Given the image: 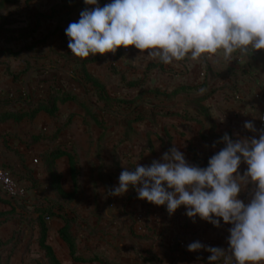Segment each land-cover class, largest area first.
<instances>
[{
  "label": "crops",
  "instance_id": "obj_1",
  "mask_svg": "<svg viewBox=\"0 0 264 264\" xmlns=\"http://www.w3.org/2000/svg\"><path fill=\"white\" fill-rule=\"evenodd\" d=\"M50 1L51 4L56 3L55 0ZM31 2L19 0L17 3H5L0 8V49H16L12 45L15 41L11 36L12 27L1 25V15L4 18L7 15H21V18L26 19V16L32 15V10L29 9ZM43 10H35L34 14ZM22 23L24 24L21 26L26 25L25 22ZM47 46L50 49L51 43ZM148 51L141 52L134 48L127 56L120 55L116 60L115 57L105 56L96 61L85 62L87 71L104 84L108 99L118 105L107 109L105 123L102 122L101 127L89 122V114L78 100L59 103V111L55 117L39 111L32 120H8L0 124V164L7 169L13 167L17 173L31 170L33 176L45 181L36 190V187H31L29 180L20 177L19 183L25 190L26 200H33L35 194H43L46 188H50L47 183L49 175L42 157L46 149L56 145L68 150L75 146L82 155H85L86 145L90 149V156L82 163L85 180L89 172L93 181L107 179L118 186L119 175L123 170L127 168L132 171L137 164L150 165L153 160H160L163 153L173 146L185 154L189 164L206 167L209 158L225 147L220 142L225 133L233 140L253 137L259 139V116L264 106V50L250 52L246 56L240 55L237 64H231L226 59L225 62L218 60L217 55L209 59L206 54L197 60H192L189 55L184 60L163 64L159 58L148 55ZM26 57L27 54L16 56L0 53V98L20 93L37 98L46 96L53 84L72 90L81 99L88 89H91V93L95 92L92 84L83 78L82 66L77 61L72 62L73 60H69V65L56 60L46 65L43 61L41 64L45 65L39 64L41 66L38 67L35 64L37 69L33 67L34 70L16 78L14 62L22 58V70L27 67L29 58ZM111 62L118 66V74L109 69ZM229 64L234 66L233 70L237 73L232 79L224 81L215 72H222ZM210 66L214 74L208 71ZM200 89L205 91L201 94ZM147 102L152 105H147ZM138 113L144 114V118L136 120ZM246 121L252 122L257 131L246 129ZM60 127L62 129L53 140L41 138L31 145L24 142L33 134L50 137ZM101 148L103 153L100 155ZM36 158L37 163L34 162ZM56 162L62 176L61 184L65 190H70L73 179L69 157L61 156ZM99 166L104 167L101 174ZM247 167L242 162L239 173L243 174ZM112 187L110 183L108 196ZM97 190V194L99 190L105 194L107 187L102 185ZM252 191L253 186L248 185L238 198L247 204ZM8 200L9 196L0 188V211L10 210L15 205V200ZM117 200L120 211L132 208L136 212L153 214L149 221L151 235L140 236L142 241H136L134 248L120 242V252L115 255L107 248V252L103 251V254L105 252L109 264H142L146 260H151V264H208L211 253L187 250V245L197 240L206 246L225 250L214 264H221L220 259L223 258L230 259L231 264H237L227 242L231 225L225 224L222 218L220 227L198 216L194 223L186 215L185 206H181L170 216L166 206H157L139 199L136 189L131 186L126 194L117 196ZM17 211L20 209L17 208ZM51 221L47 230V243L52 246L61 264H77L59 235L62 222ZM32 226L35 234L26 230L12 254L9 255L5 247L0 249L3 264L7 259L8 264H49L37 239L39 229L34 223L0 216V241L10 238L15 229H30ZM83 241L89 247L80 248V253L90 254L96 250L97 244L93 245L85 239ZM116 256L117 259L114 260Z\"/></svg>",
  "mask_w": 264,
  "mask_h": 264
},
{
  "label": "clouds",
  "instance_id": "obj_2",
  "mask_svg": "<svg viewBox=\"0 0 264 264\" xmlns=\"http://www.w3.org/2000/svg\"><path fill=\"white\" fill-rule=\"evenodd\" d=\"M84 2L94 7L82 10L65 29L68 48L79 58L134 46L172 64L189 55L212 59L222 52L231 60L236 52L246 56L264 50V0H111L103 7L98 0ZM244 127L257 131L249 121ZM220 142L225 147L209 158L207 167L189 164L173 146L150 165L126 168L109 195L126 194L131 186L139 199L166 206L170 216L185 206L194 223L198 216L220 227L222 218L231 225L227 242L237 264H264V129L259 139L233 140L225 133ZM242 162L248 167L240 174ZM248 185L253 191L246 204L238 197ZM187 250L211 253L208 264L225 251L198 240Z\"/></svg>",
  "mask_w": 264,
  "mask_h": 264
},
{
  "label": "rangeland",
  "instance_id": "obj_3",
  "mask_svg": "<svg viewBox=\"0 0 264 264\" xmlns=\"http://www.w3.org/2000/svg\"><path fill=\"white\" fill-rule=\"evenodd\" d=\"M31 1L35 0H27V2ZM55 1V4H51L52 1L50 0H37L35 2H31L32 4H29V9L30 11L32 10V15L26 16V19L21 18V15H13L15 20L11 23L4 24V26L10 25L12 27L11 36L13 40H15L12 45L13 47H16L13 55L21 56L23 54H27L26 58H29L26 63L27 67L25 66L22 70L20 68L22 65V58H19L14 62V75H17L16 78L21 77L22 74H26L30 70H34L33 67L37 69L41 65L43 66L45 64H52L54 60H56L57 62L60 61L65 65L71 64L68 63L70 62L69 60H73L72 62L77 61V63L82 66V70L83 64H85V62L96 61L105 56L115 57L116 60V58H118L120 55L127 56L132 50H134L135 47L131 46L127 49L123 47L118 48L115 53H107L105 55L96 54L95 56L90 55L88 58H79L73 55L71 53V50L68 48L69 38L65 34V29L71 22L79 20L80 12L82 10H84L86 7L94 6L86 5L84 0ZM98 3L101 7H103L105 4L111 3V0H98ZM41 8H43L44 10L38 11L36 14H34L35 10H39ZM3 17L4 15H1V18ZM6 18H9V15H7ZM22 22H25L26 25L21 26L24 24ZM32 32L34 33L31 34ZM49 43H51L50 49L47 48V45H49ZM47 53L49 54V56H47ZM217 57H219L217 58L218 60L225 62L222 52H219L217 54ZM239 57V52L233 53V57L231 60H229V62L231 64H237L239 63ZM92 58L97 59L92 60ZM43 61L45 64H41ZM35 64H37L38 67H35ZM27 68L28 70H26ZM110 68L112 72L118 74V66L113 64V62L110 63L109 69ZM233 69H235L234 66L229 64L222 72L216 71L215 73L216 75H220L224 81L230 80L237 73ZM208 71L211 74H214L212 66L208 68ZM83 78L86 82L91 83L86 80L85 75H83ZM92 86L94 87L95 92L91 93V89H88V92H86V95H84V97L82 98L83 100L81 98H78V103L81 101L82 105L80 103L79 104L89 114L88 116L91 119L89 122L97 125L98 127H101L102 122L105 123L104 117L106 115L105 112L107 111V109H111V107L116 108L118 107V105H116L117 102L112 103L110 99L107 100L104 97V95L107 94L106 92L102 96V93H99V87L94 86L93 84ZM87 149L89 148L85 145V155H82L79 149H74L77 183L75 185L74 181L72 180V187L70 188V190H65L62 186L64 191L69 193V195H59L51 188H46L44 192H42L43 194H35L33 200H26L25 197V199L23 197L21 199V201L23 200L32 204L40 203L43 201V204L49 205L54 210V214H50V217L47 219V217L45 218L44 216L45 214L43 215L34 211L31 212L27 208L18 207L20 211H16V214L18 216L15 218L20 219L21 221H27L31 219L34 222L35 227L39 229L37 237L38 241L40 237L41 221L45 219L44 221L48 227L50 223L49 221L51 220V222H53V220L62 222V224L64 225L65 218H68L71 223V231L76 238L77 253L84 259L75 260V258L70 254L73 261H75L77 264H95V262H104L105 264H109V260L105 255V252H107V248L111 249L112 253L115 255V253L118 254L120 252V250L118 251L120 242H124L125 245L134 248V244H136V241L142 239L140 238V236L145 234L151 235L149 221L151 220V218H153V214L151 215L149 212L144 211L136 212L132 210V208L125 212L120 211L118 210L117 206V196H108L107 194L110 183L114 187L116 186L115 182L113 184V181H109L107 179L103 181H93L90 178L89 172L88 174H86L85 180L83 175L84 171L83 174H79V168L81 167V165L83 167L82 163L84 159H87L86 157L90 156V149L89 151H87ZM102 153L103 149L101 148L99 149V154L101 155ZM0 165L7 169V167H5L4 165ZM102 168L104 167L99 166L100 174L102 173ZM7 170L17 176V178H20L19 174L16 172V170H14L13 167L8 168ZM102 185L107 187V191L105 192V194H103L101 193V190H99V194H97V188L102 187ZM31 187H36V190L38 189V185L33 186L31 184ZM16 204L18 206V203ZM34 229L35 228L33 226L30 229L18 228L13 231V234L14 232L18 231L21 238V236L26 233V230H29V233H33L34 235ZM84 239L86 241L89 240L88 242L92 243L93 245L97 244V247L95 248L96 250L91 252L90 254L80 253V248L85 249L86 247H89L87 242L83 243ZM105 244H110V246H106ZM9 247L10 246H5V248L7 249L6 251H8ZM147 249L148 248H146V250ZM87 250H89V248ZM103 251H105L104 254ZM101 257H104V259H102ZM116 259L117 256L114 258V260ZM151 263V260H146L142 264ZM220 263L231 264V261L228 258H223L220 259Z\"/></svg>",
  "mask_w": 264,
  "mask_h": 264
},
{
  "label": "trees",
  "instance_id": "obj_4",
  "mask_svg": "<svg viewBox=\"0 0 264 264\" xmlns=\"http://www.w3.org/2000/svg\"><path fill=\"white\" fill-rule=\"evenodd\" d=\"M17 1L19 0H0V8L3 7L5 3H15ZM14 20H15L14 17H9V18L3 17L1 25H4L5 23H11ZM0 53H7L13 55L14 50H12L11 48L0 49ZM96 59L97 58H92V60H96ZM26 70H28V68ZM82 71L85 75L86 80L91 82L94 86L99 87V93H102L103 96V94L105 93L104 84L98 78L92 76L87 71V69L85 68V64H83ZM104 97L108 100V97L106 95H104ZM70 100H78V96L72 90L63 89L54 84L50 86L46 96H41L38 98L31 97L23 93H20L18 95H7L4 98H0V124L8 120H14L16 122H19L25 118L32 120L35 118V116L39 111H45L49 116L55 117L59 111V103H64ZM143 118H144V114L142 113H138L135 116L136 120H141ZM61 129L62 127H60L58 131L50 137L41 134H33L24 142L26 145H31L39 141L41 138H48L53 140L58 136ZM74 149L78 150V148L75 146H73L72 150H68L67 148L62 147L61 145H56L50 147L49 149H46L43 153L42 160L44 163V167L49 175L47 183L49 187L59 195H69V193L64 191L62 187L61 184L62 176L57 167L56 160L59 157L65 155L69 157L71 175L74 184L76 185L77 177H76V160L74 157L75 154ZM80 173L83 174L82 165L79 168V174ZM18 174L21 178H25L29 180L33 186L34 185L37 186L45 182L33 176L31 170L27 171V173H18ZM11 200H15L16 203H18V206L15 203V205H13V207L10 210L0 211V216L5 217L6 219H12L17 217L18 215L16 214V211L18 207L27 208L31 212L34 211L43 215L45 214L44 215L45 218L50 217V214H54V210L49 205L43 204V201L40 203L32 204L29 202H25L23 200L21 201L16 197H9L8 201ZM44 220L41 221L40 223L41 226L40 237H39L40 246L45 251V257L49 264H61L59 259L56 257L52 246L47 243L48 227ZM27 221H29L30 223H34L31 219ZM59 235L69 247L70 254L75 258V260H84L77 253L76 238L73 232L71 231V223L68 218H65L64 225L59 229ZM19 239H20V233L16 231L14 232L13 236L7 241H0V249L5 246L7 247L10 246L8 249V254L9 255L12 254L17 247ZM2 262H3L2 254L0 253V264H2ZM5 264H8V259L6 260Z\"/></svg>",
  "mask_w": 264,
  "mask_h": 264
},
{
  "label": "built area",
  "instance_id": "obj_5",
  "mask_svg": "<svg viewBox=\"0 0 264 264\" xmlns=\"http://www.w3.org/2000/svg\"><path fill=\"white\" fill-rule=\"evenodd\" d=\"M258 126H259V135H260V130L264 129V106L262 111L260 112ZM34 162L37 163L38 159L37 158L34 159ZM0 188L9 197L22 198L25 195V190L20 185L19 178H17V176H15L13 173H11L9 170H7L1 165H0ZM48 218L49 217H47V219Z\"/></svg>",
  "mask_w": 264,
  "mask_h": 264
},
{
  "label": "water",
  "instance_id": "obj_6",
  "mask_svg": "<svg viewBox=\"0 0 264 264\" xmlns=\"http://www.w3.org/2000/svg\"><path fill=\"white\" fill-rule=\"evenodd\" d=\"M146 104H148V105H152L151 103H146Z\"/></svg>",
  "mask_w": 264,
  "mask_h": 264
}]
</instances>
